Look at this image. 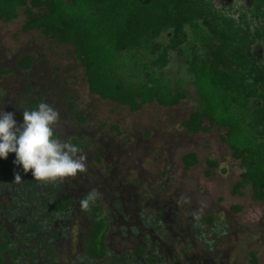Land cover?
<instances>
[{"label": "rangeland", "instance_id": "rangeland-1", "mask_svg": "<svg viewBox=\"0 0 264 264\" xmlns=\"http://www.w3.org/2000/svg\"><path fill=\"white\" fill-rule=\"evenodd\" d=\"M211 3L234 27L253 32L264 25V0L259 6L256 0ZM26 17L20 7L14 20L0 22V109L15 112L21 123L22 111L42 101L53 105L60 113L57 135L81 146L87 171L39 181L30 170L3 174L14 153L0 159V244H7L0 264H111L118 256L131 264H146L151 257L156 264H264V206L251 198L249 185L234 191L242 168L221 139L224 129L206 119L208 129L196 133L181 125L198 109L195 85L185 71L187 45L170 51L162 70L185 98L174 106L152 102L132 111L91 94L71 45L24 31ZM25 56L28 69L19 65ZM187 152L196 154L197 163L184 169ZM92 190L101 194L95 204L109 219L101 260L84 255L90 209L82 211L80 201ZM49 199L71 202L43 218L39 233L31 232ZM236 206L241 208L234 211Z\"/></svg>", "mask_w": 264, "mask_h": 264}, {"label": "trees", "instance_id": "trees-1", "mask_svg": "<svg viewBox=\"0 0 264 264\" xmlns=\"http://www.w3.org/2000/svg\"><path fill=\"white\" fill-rule=\"evenodd\" d=\"M20 7L27 14L24 31L71 45L91 94L132 111L152 102L174 106L185 98L162 70L170 51L186 44L185 71L198 109L181 125L196 133L208 129L206 119L224 129L221 139L242 168L234 191L249 185L251 198L264 206V25L253 32L234 27L211 0H0V22L14 20ZM19 65L28 69L30 58ZM181 161L189 169L196 154L187 152ZM18 167L10 162L5 172ZM108 229L103 207L92 206L83 246L87 259L104 258ZM249 255L255 262L254 252Z\"/></svg>", "mask_w": 264, "mask_h": 264}, {"label": "clouds", "instance_id": "clouds-1", "mask_svg": "<svg viewBox=\"0 0 264 264\" xmlns=\"http://www.w3.org/2000/svg\"><path fill=\"white\" fill-rule=\"evenodd\" d=\"M59 121V111L43 101L22 111L21 123L16 121L15 112L0 109V159L14 153V164L25 173L30 170L32 178L39 181H57L86 172L87 156L78 143L57 135ZM100 195L89 191L80 201L81 210L87 212Z\"/></svg>", "mask_w": 264, "mask_h": 264}, {"label": "flooded vegetation", "instance_id": "flooded-vegetation-1", "mask_svg": "<svg viewBox=\"0 0 264 264\" xmlns=\"http://www.w3.org/2000/svg\"><path fill=\"white\" fill-rule=\"evenodd\" d=\"M14 163V162H13ZM9 162L5 164L4 168H3V174L4 175H18L21 171H23L21 168H17V172H5V169L6 167L8 166ZM15 167H17V165L15 164ZM34 192L32 193L31 191L28 193L27 197L30 199V200H33V198L35 197L34 195ZM71 201L69 200H65L62 201L61 199L59 200H51L49 199L48 200V205H47V208L44 209L41 213H42V216H37L33 221V223L31 224L32 226H30L28 229L31 231V232H34V233H39V229L40 227L43 225L44 221H42L43 218H46L48 216L51 215L52 212L54 211H63L69 204H70ZM19 205V203H17V206ZM94 205H99V204H93L92 206ZM16 206V207H17ZM91 206V207H92ZM101 206V205H100ZM91 207H90V222H91ZM105 211V210H104ZM106 213V212H105ZM107 215V214H106ZM108 217V216H107ZM108 224H109V219H108ZM105 242H106V238H105ZM1 244H6V243H1ZM0 244V245H1ZM7 246V244H6ZM6 248V247H5ZM5 248L3 250H5ZM139 253H142V252H146V248H143V247H138L136 249ZM50 252V255L51 253L53 254L52 251H49ZM148 254L150 255L151 252H148ZM106 256V255H105ZM104 256V257H105ZM54 257V254L53 256ZM90 260V259H89ZM146 264H156L155 263V260L153 257L149 258L148 260H146L145 262ZM111 264H131L129 261H128V258L126 256H118L115 261H113Z\"/></svg>", "mask_w": 264, "mask_h": 264}]
</instances>
